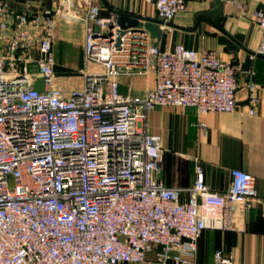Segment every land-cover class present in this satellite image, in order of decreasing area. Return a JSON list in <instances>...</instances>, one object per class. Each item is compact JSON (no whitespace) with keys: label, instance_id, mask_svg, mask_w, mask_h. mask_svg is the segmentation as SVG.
<instances>
[{"label":"built area","instance_id":"2783aa9c","mask_svg":"<svg viewBox=\"0 0 264 264\" xmlns=\"http://www.w3.org/2000/svg\"><path fill=\"white\" fill-rule=\"evenodd\" d=\"M146 1L168 23L187 0ZM71 2L16 11L0 0V264H141L149 253L158 264H198L203 230H244L256 179L232 169L215 191L196 165L191 186L165 185L148 114L236 110L238 68L214 49H162L146 30H121L98 4L81 15ZM58 16L83 22L84 59L100 67L81 69L82 86L68 92L54 85ZM252 19L264 55V5ZM148 70L145 94L120 93L119 76ZM259 102L250 83L246 112ZM214 264H226L219 250Z\"/></svg>","mask_w":264,"mask_h":264},{"label":"crops","instance_id":"0c3cea01","mask_svg":"<svg viewBox=\"0 0 264 264\" xmlns=\"http://www.w3.org/2000/svg\"><path fill=\"white\" fill-rule=\"evenodd\" d=\"M8 1L16 11H35L41 6L55 8L60 0ZM216 1L187 0L168 25H158V45L162 49H171L176 43L197 50L214 49L221 59L235 64L237 109L199 114L193 107L157 106L148 114V130L161 136L160 179L167 186H191L196 165L202 166L206 184L215 191L227 188L232 169L249 172L256 179L257 197L247 210L244 230H203L197 240L195 261L214 264L219 250L226 264H264V55L256 53L260 30L252 19V11L264 5V0H223L217 19L199 15L215 9ZM89 3L98 4L103 15H113L115 10L160 20L153 2L146 0H72L71 7L82 15ZM84 32L81 20L65 16H58L51 30L55 71L57 75L66 72L63 78L68 85L76 77L72 72L80 75L81 69L88 68L83 53ZM250 83L257 87L260 97L252 115L246 112ZM118 84L121 94L141 96L154 86V73L148 70L121 75ZM141 264L158 263L149 253Z\"/></svg>","mask_w":264,"mask_h":264},{"label":"water","instance_id":"95a60500","mask_svg":"<svg viewBox=\"0 0 264 264\" xmlns=\"http://www.w3.org/2000/svg\"><path fill=\"white\" fill-rule=\"evenodd\" d=\"M217 6L213 10L200 12L199 15L210 17L212 19H217L218 15L222 12L224 7L223 0L216 1ZM112 14L115 18L116 24L121 30L131 29V30H146L148 31L152 38L154 39V45H158V40L161 37V30L158 28L159 24L168 25L169 23H165L162 20L143 17L136 14H131L127 12H120L112 10Z\"/></svg>","mask_w":264,"mask_h":264},{"label":"rangeland","instance_id":"374dc122","mask_svg":"<svg viewBox=\"0 0 264 264\" xmlns=\"http://www.w3.org/2000/svg\"><path fill=\"white\" fill-rule=\"evenodd\" d=\"M41 7H48V6H41ZM88 69L89 70H95V69H98V68H96L93 65V63L89 62L88 63ZM68 74H70V73H68ZM65 75H67L66 72L57 75L56 71H55L54 85L56 87H60L65 92H68L72 88H79V87L82 86V74L81 73H80L81 76L79 74H76V73H73V72L71 73V75L76 76V77L73 78V80H72L70 85L65 83L66 81L63 78Z\"/></svg>","mask_w":264,"mask_h":264},{"label":"trees","instance_id":"16d2710c","mask_svg":"<svg viewBox=\"0 0 264 264\" xmlns=\"http://www.w3.org/2000/svg\"><path fill=\"white\" fill-rule=\"evenodd\" d=\"M54 70H55V67H54Z\"/></svg>","mask_w":264,"mask_h":264}]
</instances>
